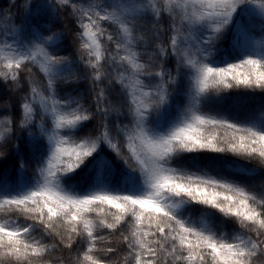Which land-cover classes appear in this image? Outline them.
<instances>
[{
	"label": "snow or ice",
	"instance_id": "snow-or-ice-1",
	"mask_svg": "<svg viewBox=\"0 0 264 264\" xmlns=\"http://www.w3.org/2000/svg\"><path fill=\"white\" fill-rule=\"evenodd\" d=\"M9 3L0 264H264V0Z\"/></svg>",
	"mask_w": 264,
	"mask_h": 264
},
{
	"label": "trees",
	"instance_id": "trees-1",
	"mask_svg": "<svg viewBox=\"0 0 264 264\" xmlns=\"http://www.w3.org/2000/svg\"><path fill=\"white\" fill-rule=\"evenodd\" d=\"M33 2L34 3L38 2V0H33ZM16 3H17V7H12L11 8V12L13 13V15H16L18 17V19H17V24H18L19 21L21 19H23V17H24L25 9L23 7H21V5L25 4L26 0H16ZM9 7H10L9 0H0V9L4 10L5 12H7L9 10ZM18 8H19V11H17ZM61 20L63 22L62 23H58V24H54L53 25V29L54 30H60V29L63 28L67 32V35L69 37V40L66 41V43H70L71 42V38H72L73 33H74V30H75V25L73 24V22H72V20L70 18L66 19L64 17H61ZM72 50H74V48ZM71 87L78 88L81 93H86L87 92V82H85L83 84H80V85H72ZM181 91H183V90L181 89ZM87 99H88V102L90 103V97H88ZM185 102L186 101L184 100V98L181 97L180 98V103L183 104ZM210 107L216 108L217 105L213 104V105H210ZM224 107H226V106H224ZM237 111L240 112V118L243 119L248 114H254L256 116H259L260 112H261V108L259 106V101L258 100H255V101H244L243 102V110L241 111L240 107H237ZM90 130L91 129H89V131ZM83 134H87V133H83ZM8 150L9 151L11 150V145L8 146ZM208 155H211V154H208ZM217 155H219V154H217ZM226 159H228V160H237L239 163L247 164V162L244 161L243 159L238 158V157H233L231 154H226ZM247 166L250 167V168H252V167L260 168V166L258 164H256V163H254V162L250 163V164H247ZM260 172L262 174L254 175V176L240 175V176L237 177V179L241 183H244V184H247V185H250V186H255L257 189H259L260 185L264 184V168H260ZM4 173H5V175H8V176H10L12 178H15V171H14V168L12 166V162L11 161H9V163L5 167ZM26 175L31 177V175H32V168L31 167H29V169L26 171ZM195 207H197V206H193V208H195ZM194 215H198V213H194ZM234 227H235V225L229 223L226 226V231L231 232ZM50 243H51V241H50ZM65 251H67V250H65Z\"/></svg>",
	"mask_w": 264,
	"mask_h": 264
},
{
	"label": "rangeland",
	"instance_id": "rangeland-1",
	"mask_svg": "<svg viewBox=\"0 0 264 264\" xmlns=\"http://www.w3.org/2000/svg\"><path fill=\"white\" fill-rule=\"evenodd\" d=\"M258 35V34H257Z\"/></svg>",
	"mask_w": 264,
	"mask_h": 264
}]
</instances>
